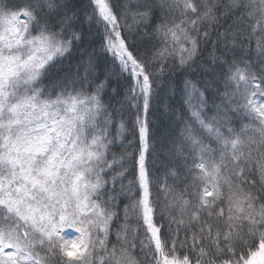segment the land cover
<instances>
[{"label": "snow or ice", "instance_id": "snow-or-ice-1", "mask_svg": "<svg viewBox=\"0 0 264 264\" xmlns=\"http://www.w3.org/2000/svg\"><path fill=\"white\" fill-rule=\"evenodd\" d=\"M0 264H264V0H0Z\"/></svg>", "mask_w": 264, "mask_h": 264}, {"label": "trees", "instance_id": "trees-1", "mask_svg": "<svg viewBox=\"0 0 264 264\" xmlns=\"http://www.w3.org/2000/svg\"><path fill=\"white\" fill-rule=\"evenodd\" d=\"M100 43L101 40L99 39V37H96L91 46H87V44H85V47H87V50L91 52L93 48H98ZM176 71L180 72L179 69H177ZM189 78L192 79L193 77H189ZM181 80L182 77L178 76L175 81L177 87H179V85L181 84ZM221 91H223V89H221ZM162 99L167 101L169 108H177V109L180 108L179 95H174L169 97L166 93H162ZM180 110L183 111L182 109ZM150 115H151V120L153 122L154 130L158 136H163L166 132L170 130L169 122L171 117L169 116V114L165 113L162 104L158 106L152 113H150ZM153 170L156 172L157 176L167 181V185L169 187L175 189L176 191H181L183 189V183L180 180H173L172 177L168 175L169 170L175 171L181 176L183 175V173H180V170L176 167L174 163L170 165L168 160L164 159L161 156H158L156 158L155 167ZM153 191L155 192L156 189L154 188ZM180 255H183V253L181 252ZM245 256L247 257V253H245ZM225 258L227 259L228 257Z\"/></svg>", "mask_w": 264, "mask_h": 264}]
</instances>
